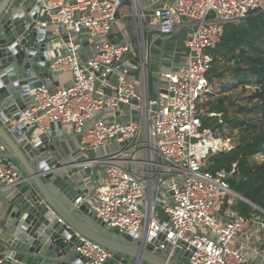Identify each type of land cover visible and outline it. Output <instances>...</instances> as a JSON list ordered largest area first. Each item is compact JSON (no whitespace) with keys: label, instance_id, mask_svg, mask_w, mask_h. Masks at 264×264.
Segmentation results:
<instances>
[{"label":"built area","instance_id":"2783aa9c","mask_svg":"<svg viewBox=\"0 0 264 264\" xmlns=\"http://www.w3.org/2000/svg\"><path fill=\"white\" fill-rule=\"evenodd\" d=\"M42 1L48 16L41 27L58 46L40 56L54 55L50 68L70 77L65 82L59 77L58 85L48 79L50 83L38 86L20 122L45 132L60 123L63 134V125L73 124L84 157L71 165L98 169V200L82 193L75 202L87 200L100 225L136 233L134 239L143 248L170 247L169 259L182 255L192 264H246L242 247L233 241L250 230L264 237V217L234 210L220 220L223 196L244 200L230 184L238 163L231 169H209L210 155L230 151L234 144L219 129L204 126L200 105L210 91L214 50L226 24L263 11L264 0H165L147 6L155 18L153 27L164 34L178 31L185 19L191 23L189 60L161 73L166 86L158 98L149 95L141 0ZM126 3L134 15L136 46L122 27ZM207 114L223 123V112ZM5 149L0 139V192L14 190L27 179ZM162 190L167 219L157 216ZM76 236L70 250L76 259L84 258V264H105L114 256L94 239ZM134 262L141 264L139 258Z\"/></svg>","mask_w":264,"mask_h":264},{"label":"water","instance_id":"95a60500","mask_svg":"<svg viewBox=\"0 0 264 264\" xmlns=\"http://www.w3.org/2000/svg\"><path fill=\"white\" fill-rule=\"evenodd\" d=\"M46 16L48 12L42 0H0V139L11 151L7 157L18 160L29 178L17 185L14 196L6 197L11 210L6 218H0V264H84L86 260L76 259L70 250L78 239L76 232L114 252L105 264H135L138 258L141 264H192L188 256L169 259L170 247L143 248L134 239L137 236L134 232L111 228L117 238H110L93 232L88 226L86 230L81 228L69 216L65 217L67 221H60L63 216L53 200L51 187L58 188L71 202L82 193L88 200H98V169L72 166L57 158L56 148L66 138L60 123L52 124L45 132L36 125L30 127L20 122L21 112L35 89L44 82L50 83V79L58 85V78L64 74L50 68V63L56 59L54 55L40 56L52 45L58 46V41L52 42L46 29L41 27ZM81 50H86L84 44ZM84 174H92L93 188L90 190L82 181L75 189ZM242 196L247 203L256 206ZM77 208L101 222L90 211L87 200Z\"/></svg>","mask_w":264,"mask_h":264},{"label":"crops","instance_id":"0c3cea01","mask_svg":"<svg viewBox=\"0 0 264 264\" xmlns=\"http://www.w3.org/2000/svg\"><path fill=\"white\" fill-rule=\"evenodd\" d=\"M164 1L165 0H141L140 4L141 16H146L143 18V23L145 33L148 38L149 47L148 85L149 95L151 98H158L160 96V92H163L162 87L166 86V79L161 77V73L167 70L176 69L179 66L186 64L189 60V51L186 46V39L191 33V23L189 20L185 19L182 28L172 34H164L155 27H153V23H155V18L153 17L152 12L147 10V6L152 3L162 5ZM122 16H124V18H126V16H134L129 3L123 5ZM129 35L131 36L130 33ZM68 78L69 76H64L63 74L61 76V81L65 82L66 80H68ZM135 102H138V100L135 99ZM122 110L125 111V107H123ZM63 129L64 132L66 131V138L62 146L56 148V155L60 161L66 164H72L79 159L81 160L84 155H82L78 151L79 136L75 133L73 129V124H64ZM2 143L6 147L5 155L10 156L11 151L9 150L8 146L3 141ZM112 147L117 148L118 144L114 143ZM14 160L20 167L22 174L26 175L27 177L28 174L25 168L18 162V160ZM28 179L29 178H27L26 180ZM82 181H85L87 183V186L90 190L91 188H93L94 180L92 178V174H84L81 178H79L75 189H77V187L80 185L79 182ZM51 189V193L53 194V200L55 201L60 211L59 214L61 213L60 215L63 216L62 221H67L65 217L69 216L72 220L76 222V224H78L81 228L85 230L87 228L86 226H88L91 230H93V232L105 235L110 238H117L109 228L100 225L95 219L91 218L85 210L78 209L77 207L81 203L78 204L77 202H71L63 194V192H61L60 190H58V188L54 186H52ZM79 190H81V188H79ZM14 195L15 192L13 191V189L0 192V218L3 215V210L5 206L10 205L9 210H11V204L6 203V197L9 199ZM163 196L164 193L161 191L159 194L157 205V216L159 219H167L168 217L167 213L165 212V204H167L168 202L166 196ZM162 197L163 200H161ZM92 201L96 200L92 199ZM159 203H161V205ZM233 208L234 206L231 203H223L218 209L220 220L224 221L227 216L233 214L234 210L236 211V209ZM9 214L10 212H8L7 216ZM76 233L81 234L80 232ZM233 242L236 245L242 247L248 259L246 264H264V237L263 234H261L259 231H247L235 238Z\"/></svg>","mask_w":264,"mask_h":264},{"label":"trees","instance_id":"16d2710c","mask_svg":"<svg viewBox=\"0 0 264 264\" xmlns=\"http://www.w3.org/2000/svg\"><path fill=\"white\" fill-rule=\"evenodd\" d=\"M214 56V65L220 57L225 60L235 59L236 65L232 68V73L238 82L246 83L250 78L257 79L258 90L254 98L259 103L252 108L254 117L249 120L236 118L231 121L232 127L243 124L240 127L242 134L239 144L230 151L215 154L209 169L213 171L224 167L231 169L232 164L237 162V169L232 176L236 186L233 189L264 209V161L260 163L250 161L254 155L264 152V10L256 11L241 21L227 23L223 38L214 50ZM213 67L215 69V66ZM215 74L218 77L223 76V72L215 71ZM213 76L211 73L210 80ZM227 105L224 97H220L219 104L210 111L223 112V118L228 119ZM245 109L247 107H241V111ZM203 124L208 127L214 126L205 117ZM249 205L245 204L247 214L248 208H251ZM241 210L245 212L244 209Z\"/></svg>","mask_w":264,"mask_h":264},{"label":"rangeland","instance_id":"374dc122","mask_svg":"<svg viewBox=\"0 0 264 264\" xmlns=\"http://www.w3.org/2000/svg\"><path fill=\"white\" fill-rule=\"evenodd\" d=\"M21 8V7H19ZM17 10V9H16ZM248 18V17H247ZM246 19V18H245ZM241 21V20H240ZM237 22V21H235ZM122 27L127 35L129 33L131 34L133 40L132 43L134 46H136V31L134 27V19L132 16H126L125 22L122 21ZM247 46V44H246ZM236 61L235 59L229 58L225 60L223 57H220L217 61V64L214 65V67L211 70L213 79L211 80L210 85V91L207 94L205 100L201 102V111L203 114V117L208 118L209 122H212L214 126H212L213 130L219 129L222 133H224L227 136H230L232 138V142L234 144V147L239 144L240 136L242 134V131L240 129L242 123L239 124L236 127H232L231 121L238 118L241 120H249L250 118L254 117V110L252 109L259 103V101L254 98V94L256 90H258V82L255 78H250L246 83L238 82L236 79L233 78L232 68L235 67ZM216 72L222 73V77H218ZM64 76H69L70 74H64ZM226 96V97H225ZM224 97L225 103L228 104L227 108V116L228 119L223 118V123H219V119L214 116H209L207 113L211 112L212 108L219 104V98ZM241 107H247L244 111H241ZM137 113V109H135ZM67 130V128H66ZM66 133V131H65ZM216 153H213L208 158V165H211L213 162V158ZM250 161L252 163H260L264 161V152L258 153L250 158ZM230 184L232 188H235V184L233 183V180L231 178ZM163 193L164 190H162ZM166 195L164 194L163 197ZM163 197L161 200H163ZM160 200V201H161ZM223 203L225 204H232L234 206L233 209H236L240 212H242L241 208L245 210V212H242L243 214H251L256 213L257 215H261L264 217V211L260 208V206H255L253 204L247 203L245 200L240 199L237 196H223ZM161 205V203H159ZM245 204H250L249 206L251 208H248V214H247V208H245ZM10 209L9 206H5L3 210V215L1 218H5L8 214V211ZM158 211V209H157Z\"/></svg>","mask_w":264,"mask_h":264}]
</instances>
